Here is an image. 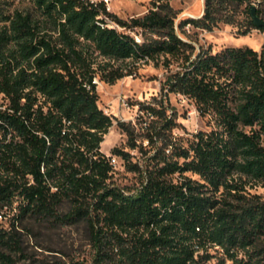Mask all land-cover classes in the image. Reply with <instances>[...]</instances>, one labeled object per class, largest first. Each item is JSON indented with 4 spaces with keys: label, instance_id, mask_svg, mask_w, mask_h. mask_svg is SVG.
<instances>
[{
    "label": "trees",
    "instance_id": "16d2710c",
    "mask_svg": "<svg viewBox=\"0 0 264 264\" xmlns=\"http://www.w3.org/2000/svg\"><path fill=\"white\" fill-rule=\"evenodd\" d=\"M12 1L0 0V94L7 99L0 106V214L16 201L19 211L8 227L0 220V264H17L16 221L28 214L85 220L91 264H204L212 248L237 264H264V199L248 190L264 186V44L197 50L177 32L169 0H151L148 12L130 20L104 0ZM263 2L205 0L203 15L180 25L264 31L251 13L256 5L264 19ZM135 28L142 42L130 33ZM161 56L179 67L163 88L194 99L214 127L188 146L176 144L164 95L140 103L139 116L151 117L144 128L151 166L142 169L114 147L143 175L135 190L120 187L101 150L113 118L98 103L94 79L113 83L137 62ZM119 125L131 148H144L129 123ZM175 173L182 179L169 177ZM65 198L73 206L60 213Z\"/></svg>",
    "mask_w": 264,
    "mask_h": 264
},
{
    "label": "rangeland",
    "instance_id": "374dc122",
    "mask_svg": "<svg viewBox=\"0 0 264 264\" xmlns=\"http://www.w3.org/2000/svg\"><path fill=\"white\" fill-rule=\"evenodd\" d=\"M107 9L123 19L144 15L152 7L151 0H109ZM176 13L175 25L177 32L193 42L196 49H212L217 51L230 45H249L258 50L264 44V31L252 28L248 33H240L235 24L220 22L212 29L195 26L188 23L181 26L184 19L201 17L204 13L205 0H169ZM25 6L19 0L12 1V7ZM264 7V2L262 4ZM239 19L243 18L240 14ZM118 28H121L118 26ZM141 29L130 31L135 37L143 38ZM101 59V57H99ZM176 60L167 65L163 56L159 60H141L136 63L133 74L125 75L113 83L95 77L99 93V105L113 118V124L104 135L101 150L108 156L117 157L113 165L111 181L120 187L135 190L141 184L143 175L129 169L127 160L118 154L112 153L114 147H121L129 151L131 160L137 162L142 169L151 166L152 153L148 140L144 137L146 123L151 117L143 114L139 109L140 103L150 102L154 97L164 95L169 104V113L174 115L175 126L172 130V140L176 144L188 146L194 135L201 131H209L214 127L212 114L202 115L194 99L176 92H167L163 88L168 76L178 70ZM7 99L0 94V106L5 107ZM129 123L136 132L140 146L131 148L128 144V134L121 128L119 122ZM183 161V159H180ZM187 175H193L186 172ZM198 178V175H193ZM174 181L182 179L180 173L169 176ZM249 192L258 194L264 199V186L254 184L248 186ZM18 201L11 206L2 208L1 222L8 227L19 211ZM73 206L70 199L65 198L59 205L60 213L68 212ZM20 237V249L11 251L17 264H91L95 248L91 242L90 230L85 220L76 222H61L51 217L28 214L16 221ZM213 257L204 264H237L228 258L219 248L210 250Z\"/></svg>",
    "mask_w": 264,
    "mask_h": 264
},
{
    "label": "water",
    "instance_id": "95a60500",
    "mask_svg": "<svg viewBox=\"0 0 264 264\" xmlns=\"http://www.w3.org/2000/svg\"><path fill=\"white\" fill-rule=\"evenodd\" d=\"M257 6L253 5L251 13L256 24L264 26V19L258 15L256 11Z\"/></svg>",
    "mask_w": 264,
    "mask_h": 264
},
{
    "label": "built area",
    "instance_id": "2783aa9c",
    "mask_svg": "<svg viewBox=\"0 0 264 264\" xmlns=\"http://www.w3.org/2000/svg\"><path fill=\"white\" fill-rule=\"evenodd\" d=\"M107 2H109V0H106ZM114 25V24H113ZM136 40L138 41V42H142V39L141 38H139V37H136ZM111 163L114 165V164H116L117 163V157H115V156H111ZM0 217H2V214H0Z\"/></svg>",
    "mask_w": 264,
    "mask_h": 264
}]
</instances>
